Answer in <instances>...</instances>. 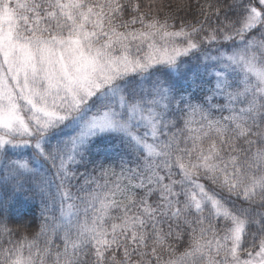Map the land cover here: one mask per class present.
<instances>
[{
	"label": "snow or ice",
	"instance_id": "snow-or-ice-1",
	"mask_svg": "<svg viewBox=\"0 0 264 264\" xmlns=\"http://www.w3.org/2000/svg\"><path fill=\"white\" fill-rule=\"evenodd\" d=\"M0 264H264V0H0Z\"/></svg>",
	"mask_w": 264,
	"mask_h": 264
},
{
	"label": "trees",
	"instance_id": "trees-1",
	"mask_svg": "<svg viewBox=\"0 0 264 264\" xmlns=\"http://www.w3.org/2000/svg\"><path fill=\"white\" fill-rule=\"evenodd\" d=\"M171 0H164V3L167 5L168 3H170ZM201 2H203V0H201ZM165 10H168L167 8ZM178 15H184V12L181 11L180 13H178ZM191 18V17H190ZM81 171H83V169H81ZM39 200L37 199L33 205L32 208L30 210L29 216L26 218H31L32 216H35L37 218V223H38V218H39Z\"/></svg>",
	"mask_w": 264,
	"mask_h": 264
}]
</instances>
